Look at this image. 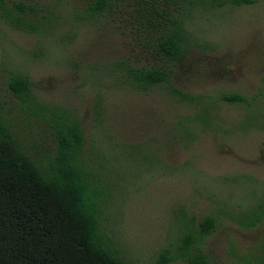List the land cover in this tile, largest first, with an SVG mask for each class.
Returning a JSON list of instances; mask_svg holds the SVG:
<instances>
[{
	"label": "rangeland",
	"instance_id": "rangeland-1",
	"mask_svg": "<svg viewBox=\"0 0 264 264\" xmlns=\"http://www.w3.org/2000/svg\"><path fill=\"white\" fill-rule=\"evenodd\" d=\"M22 1L33 27L0 16L1 116L44 160L55 154L54 114L80 122L107 184L102 222L117 253L129 264H159L166 252V264H190L182 239L213 217L200 243L212 264L263 258L264 0L187 3L189 51L169 83L146 89L127 68L160 58L135 2L91 16L94 0ZM13 74L30 81V103L9 88Z\"/></svg>",
	"mask_w": 264,
	"mask_h": 264
},
{
	"label": "trees",
	"instance_id": "trees-1",
	"mask_svg": "<svg viewBox=\"0 0 264 264\" xmlns=\"http://www.w3.org/2000/svg\"><path fill=\"white\" fill-rule=\"evenodd\" d=\"M132 1L138 17L145 18L139 23H147L144 32L154 38L160 63L127 71L143 89L169 83V66L189 51L182 9L187 3L201 0ZM169 2L178 4L175 13L167 12ZM114 3L116 0H94L87 10L91 16L100 15ZM210 3L243 6L254 0ZM34 10L22 0H0V16L18 28L33 27L24 16ZM128 13L133 15L132 10ZM9 88L22 102L30 103L27 77L13 74ZM223 99L243 101L237 95ZM52 118L55 154L44 160L28 152L3 120L0 104V264H129L113 248L104 230L102 211L107 184L94 171L92 156L84 153L86 139L80 122L56 114ZM215 229V219L206 217L196 232L185 234L180 249L190 264H212L200 243ZM171 260L166 252L159 264ZM254 264H264V257Z\"/></svg>",
	"mask_w": 264,
	"mask_h": 264
}]
</instances>
